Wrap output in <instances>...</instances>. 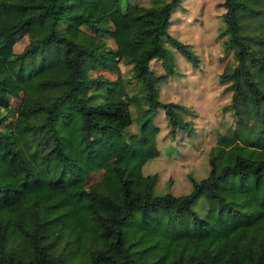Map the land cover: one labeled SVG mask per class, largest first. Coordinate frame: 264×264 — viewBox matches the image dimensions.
Wrapping results in <instances>:
<instances>
[{"label":"trees","instance_id":"trees-1","mask_svg":"<svg viewBox=\"0 0 264 264\" xmlns=\"http://www.w3.org/2000/svg\"><path fill=\"white\" fill-rule=\"evenodd\" d=\"M179 1L0 0V121L12 114L0 155L22 169L5 183L0 164V264H264V0L217 3L233 56L216 76L230 90L221 108L243 128L216 133L206 173L188 174L185 192H155L157 173L142 171L158 153L157 108L169 132L189 129L176 102L157 95L173 49L196 64L168 32ZM96 68L115 76L89 74ZM130 80L142 84L144 107Z\"/></svg>","mask_w":264,"mask_h":264},{"label":"rangeland","instance_id":"rangeland-1","mask_svg":"<svg viewBox=\"0 0 264 264\" xmlns=\"http://www.w3.org/2000/svg\"><path fill=\"white\" fill-rule=\"evenodd\" d=\"M95 7L101 0H91ZM148 3L150 0H135ZM220 0H180L172 7L169 16L168 32L181 41L187 42L196 54V64L192 65L174 50L173 72L158 80V98L161 101L176 102L174 110L182 119L188 120L189 129L176 128L169 132L168 123L161 108H157L152 115L154 124L158 126L155 133V146L158 153L149 157L142 164V171H155L157 179L155 192L165 190L175 193L185 192L190 183L188 174L198 178L208 169V150L215 140L216 133H228L231 128L242 129L244 124L236 119L231 110H223L221 105L229 98L230 90L226 83L219 82L217 73L231 65L233 56L230 49L224 50L223 42L226 34L220 13ZM91 30L90 28H87ZM108 46H114L112 39L104 36ZM26 40V35H19L13 43V49L19 50ZM164 42L168 44L166 38ZM159 60H150V67L157 73L163 70L158 66ZM122 76L131 78L128 64L119 63ZM101 73L107 77H114L115 72L107 69H91L89 74ZM128 94L134 95L137 104L145 106L144 88L136 80L125 84ZM19 96H8V105H16ZM182 104L184 107L180 106ZM132 121L127 131L136 128L134 120L136 104L129 105ZM0 110L2 108L0 107ZM12 116L11 112L0 121V126ZM215 167H218V157H214ZM2 166L1 179L10 183L20 179L22 169L10 165L0 155ZM98 171L87 178V182L96 179ZM201 199L195 202V208L201 212Z\"/></svg>","mask_w":264,"mask_h":264}]
</instances>
